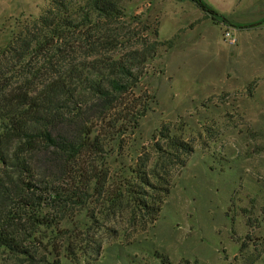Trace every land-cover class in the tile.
I'll return each mask as SVG.
<instances>
[{
  "label": "rangeland",
  "instance_id": "374dc122",
  "mask_svg": "<svg viewBox=\"0 0 264 264\" xmlns=\"http://www.w3.org/2000/svg\"><path fill=\"white\" fill-rule=\"evenodd\" d=\"M60 1L85 3L0 0V111L11 92L33 94L39 79L23 85L22 75L36 71L33 53H61L53 67H65L90 51L89 31L81 30L22 57L23 41L39 32L32 22ZM124 1L125 16L106 26L115 42L99 53L118 57L154 46L158 56L137 90L150 97L146 115L124 137L125 156L117 150L110 157L109 178L115 185L144 153L155 160V145L165 149L166 136L191 152L171 168L153 224L125 208L112 215L93 196L84 211L42 210L59 220L56 228H40L44 243L60 251L61 264H264V0H200L215 13L207 17L191 0ZM173 37L171 50L159 46ZM0 264L27 262L0 250Z\"/></svg>",
  "mask_w": 264,
  "mask_h": 264
},
{
  "label": "trees",
  "instance_id": "16d2710c",
  "mask_svg": "<svg viewBox=\"0 0 264 264\" xmlns=\"http://www.w3.org/2000/svg\"><path fill=\"white\" fill-rule=\"evenodd\" d=\"M191 1L205 17L215 14L200 0ZM124 3L85 0L73 8L60 1L32 22L39 28L35 39L23 41L25 58L30 48L51 50L68 35L88 30L84 45L90 50L65 67H53V58L61 53H33L36 71L22 74L23 85L39 79L33 94L11 92L8 108L0 111V250L27 264H61L60 251L48 250L40 233L59 223L42 212L45 208L59 215L70 208L84 211L95 196L112 215L125 208L153 224L170 191L171 168L183 166L182 156L191 152L178 137L166 136L165 149L155 145V160L140 154L115 185L109 178L110 157L117 150L120 158L125 156L124 137L146 115L150 97L137 90L146 65L158 56L154 46L118 57L99 53L97 48L114 44L106 26L125 16ZM175 39L159 46L169 51Z\"/></svg>",
  "mask_w": 264,
  "mask_h": 264
},
{
  "label": "built area",
  "instance_id": "2783aa9c",
  "mask_svg": "<svg viewBox=\"0 0 264 264\" xmlns=\"http://www.w3.org/2000/svg\"><path fill=\"white\" fill-rule=\"evenodd\" d=\"M224 38H225V41L230 46H233L236 43L235 39L231 36V34H230V32L228 30L225 31Z\"/></svg>",
  "mask_w": 264,
  "mask_h": 264
}]
</instances>
